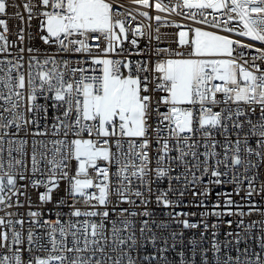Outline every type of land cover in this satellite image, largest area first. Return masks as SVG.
Here are the masks:
<instances>
[{
  "label": "snow or ice",
  "instance_id": "1",
  "mask_svg": "<svg viewBox=\"0 0 264 264\" xmlns=\"http://www.w3.org/2000/svg\"><path fill=\"white\" fill-rule=\"evenodd\" d=\"M262 169L264 0H0V264H264Z\"/></svg>",
  "mask_w": 264,
  "mask_h": 264
},
{
  "label": "built area",
  "instance_id": "2",
  "mask_svg": "<svg viewBox=\"0 0 264 264\" xmlns=\"http://www.w3.org/2000/svg\"><path fill=\"white\" fill-rule=\"evenodd\" d=\"M148 11L150 12L151 15H155L154 10H148ZM161 15L167 17L169 20H175L177 23H180L181 25H188V26H192V27L199 26V25H195L191 20L184 19L183 16H179V17L169 16L167 13H161ZM9 23H10V28H12V31H13V34H11L9 36V39L12 40V39H15V35H14V32H15L14 24H15V22L10 21ZM151 23L153 25V28H155L156 22L153 20V21H151ZM31 30L35 33V30H36V22L35 21L33 22V28ZM177 31L178 30L175 27H161V32L162 33H168L169 35H168V39L164 43H162L160 46L161 47H167L168 44L171 43L172 39L175 38L173 34L176 33ZM39 46H42V45H39ZM143 46H144V42L142 41L141 47H143ZM172 46L175 47V45H172ZM218 139H219V137H218ZM262 171H264V169H262ZM33 199H35V196H33ZM256 199L259 200L260 198L257 197ZM157 215L160 216V213L158 212ZM232 219H235V218L233 217ZM251 219L259 220L260 217L258 215H253L251 217ZM233 227H235V225H233ZM177 260H178V258H177Z\"/></svg>",
  "mask_w": 264,
  "mask_h": 264
}]
</instances>
